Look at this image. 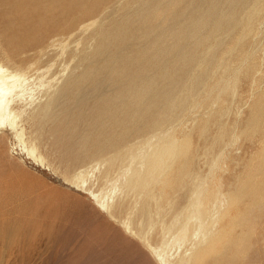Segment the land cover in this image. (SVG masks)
<instances>
[{"label": "rangeland", "instance_id": "1", "mask_svg": "<svg viewBox=\"0 0 264 264\" xmlns=\"http://www.w3.org/2000/svg\"><path fill=\"white\" fill-rule=\"evenodd\" d=\"M0 62L46 159L0 133V264H159L185 222L168 264L212 226L210 264H264V0H0Z\"/></svg>", "mask_w": 264, "mask_h": 264}, {"label": "bare ground", "instance_id": "2", "mask_svg": "<svg viewBox=\"0 0 264 264\" xmlns=\"http://www.w3.org/2000/svg\"><path fill=\"white\" fill-rule=\"evenodd\" d=\"M26 80L27 78L25 77V72L23 69L13 68L11 66H8L0 62V133L5 129L10 128L14 132L15 137H17L19 140L18 145H19L20 150L24 152L30 159H32V161L38 162V163H44L46 162L45 157L38 151V148L36 144L34 143V141L32 140V138L30 136H26L24 126L20 125L17 122V118L19 115L16 111V107L19 106V103L25 102L26 96L24 97V93L28 88L25 85ZM145 161L146 163L143 162L145 164L143 171H140L138 173L130 172L131 174H129L128 178L126 177L127 180L131 184H132V181L137 186H146L149 183L148 173L145 167L147 166L146 156H145ZM47 164L50 166L49 163ZM85 171H86L85 169H79L74 175L75 181H72V183L74 182L75 183L74 186L76 185V187H80L82 191L88 194L93 199V201L95 202V204L100 210L109 211L115 201L116 191L118 189L113 188L109 191L107 190L106 192H103L102 190L93 189V183L91 182V180L93 179V175L90 172L85 173ZM129 182L127 184H129ZM201 216L202 215L200 213L194 212V214L188 220L193 219L195 222H197V225H199L200 227H203L204 221H202ZM176 220L177 218H175L174 221ZM179 222L178 223L175 222V224L177 225L172 224V227L173 225L178 226ZM127 228H129V226H127ZM211 229H208V231L210 230L213 234V231ZM208 231L207 233H204L203 235L204 237L200 241V244L198 242L199 244L198 248L191 255H189L188 257L186 256L187 260H193L196 262V264H210L209 261H206V258H208L206 255L212 249H214V247L217 245L218 239H216L217 237L211 234L208 235ZM188 232H189V227H188L187 222H185L184 224L180 226L178 230L170 234L167 240H166L167 236L165 237V240H166L165 247H162V249H159L153 246L151 247L152 251L155 253L156 259L158 260L159 264H168L169 257L165 251L169 246H170V250L176 247L175 249L176 254L178 252L180 255L179 251H181L183 246L189 241ZM185 239L187 242L182 244L183 240ZM194 247L193 249H195ZM184 252L186 254L187 251H184ZM179 255H177V257H179Z\"/></svg>", "mask_w": 264, "mask_h": 264}]
</instances>
